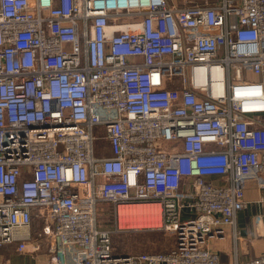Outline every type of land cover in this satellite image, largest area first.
Wrapping results in <instances>:
<instances>
[{
    "label": "built area",
    "instance_id": "2783aa9c",
    "mask_svg": "<svg viewBox=\"0 0 264 264\" xmlns=\"http://www.w3.org/2000/svg\"><path fill=\"white\" fill-rule=\"evenodd\" d=\"M249 180L264 188V0H0L7 257L220 264L208 243L241 239ZM100 204L116 232L163 230L174 246L115 255ZM134 204L158 212L137 228L120 213Z\"/></svg>",
    "mask_w": 264,
    "mask_h": 264
},
{
    "label": "crops",
    "instance_id": "0c3cea01",
    "mask_svg": "<svg viewBox=\"0 0 264 264\" xmlns=\"http://www.w3.org/2000/svg\"><path fill=\"white\" fill-rule=\"evenodd\" d=\"M220 184L218 177L210 178ZM245 207L236 218V230L241 237L234 241L231 229L226 228L222 239L208 243L210 251L219 256L220 264H232L259 256L264 252V188H259L255 181H246L243 186ZM259 217V221H256Z\"/></svg>",
    "mask_w": 264,
    "mask_h": 264
},
{
    "label": "rangeland",
    "instance_id": "374dc122",
    "mask_svg": "<svg viewBox=\"0 0 264 264\" xmlns=\"http://www.w3.org/2000/svg\"><path fill=\"white\" fill-rule=\"evenodd\" d=\"M209 1L217 0H193ZM98 227L111 231V242L115 255H127L137 253H165L174 246V235L172 233L158 229H143L135 231H115L113 221V209L110 204H100L97 207ZM40 222L35 221L34 227L38 229ZM0 262L5 258L9 259V264H39L35 257L15 255L7 257L6 250L0 251Z\"/></svg>",
    "mask_w": 264,
    "mask_h": 264
},
{
    "label": "bare ground",
    "instance_id": "6f19581e",
    "mask_svg": "<svg viewBox=\"0 0 264 264\" xmlns=\"http://www.w3.org/2000/svg\"><path fill=\"white\" fill-rule=\"evenodd\" d=\"M150 212H158V207L156 205L134 204L120 208L121 215H130L135 221L133 225L137 228H141L146 225L141 221L143 217Z\"/></svg>",
    "mask_w": 264,
    "mask_h": 264
}]
</instances>
